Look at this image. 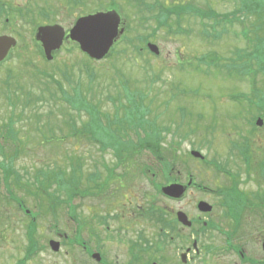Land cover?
I'll return each mask as SVG.
<instances>
[{
	"label": "rangeland",
	"instance_id": "374dc122",
	"mask_svg": "<svg viewBox=\"0 0 264 264\" xmlns=\"http://www.w3.org/2000/svg\"><path fill=\"white\" fill-rule=\"evenodd\" d=\"M144 1L147 5L154 2ZM160 1L169 7L188 4L203 11L210 8L220 16L218 19L221 21L223 14L235 11L240 4V0ZM111 8L120 15L116 39L121 35L126 38L118 44L115 42L110 49L112 52L100 61L88 59L78 45L70 40L65 41L59 50L52 52L50 60H46L34 43L32 46L24 45L26 41H31L32 33L11 34L18 39L10 57L0 65V123L10 117L14 121V127L16 125L17 135L9 138L4 129L0 130L2 141L10 143L3 144L0 148V159L2 155L10 154L13 171L21 179L15 183L12 178L9 186L14 195L24 199L29 214L19 210L16 203L7 202L2 197L5 188L1 183L0 264H17L23 256L25 229L32 219L35 224V239L45 248L44 252L29 257L26 264H96L89 261L80 250L68 245H61L59 252H53L48 240L57 233L69 237L75 233L79 236L82 234V238H86L90 220L95 225L98 218L105 215V224L112 231L121 224L122 227L125 226L122 219L133 218L137 222L135 227L141 232V263L151 264L153 255L148 244L154 220H159L162 214L175 218L173 208H181L188 217H193L197 200L203 199L205 194L197 188H190L184 200L174 202L160 191H155L150 178L141 175L140 165H153V171L157 173L154 182H162V185H165L167 179L159 166L162 164L167 167L173 162V172L178 174V183H187L183 171L190 168L197 174L196 182L204 179L212 184L215 179L214 170L209 166L203 172L202 163L190 156V150L213 157L214 152H218L216 130L225 121L242 120L240 114L245 115L243 119L248 120L250 116L252 118L260 112L258 116L264 121V110L261 111L263 107L256 99L254 102L250 101V90L253 95L254 93L248 77L228 75L226 70L217 72L198 63L200 56L209 53L211 56L212 53L216 54L222 61L235 58L236 50L243 49L246 45L242 36L244 27L250 26L252 30L253 23L256 26L258 24L256 32L260 37L264 36V13L259 16L258 13L246 14L247 17L242 16L245 17L242 22L233 24L221 21L217 23L214 18L200 19L191 13L179 19L171 16L172 28L179 25L185 32L172 34L166 29H160L151 34L147 26H153L154 20L147 19L146 16L156 13V9L144 13V9L137 6L134 0H76L73 13L67 12L66 23L69 27L75 16L105 12ZM61 13L62 16L66 15L65 10ZM202 21L211 24L215 22L213 32L217 31L218 35L222 29L220 36L217 39L203 36L200 33ZM145 33L150 42L158 46L159 54L149 52L146 43L138 38ZM263 72L264 70L258 69L254 86L262 91ZM44 74L53 75L69 95H72L71 91H78L86 100H91L98 107L100 115H112L115 106L129 102L139 106L142 111L144 107H149L151 113L147 117L156 118L160 133L159 147L132 145L120 151L116 158L112 149L102 151L99 145L86 140L85 133L70 135L71 127L74 131L83 128V125L86 127L87 114L71 109L59 93L58 86ZM126 80L127 87L123 86ZM6 82L10 83L9 87L14 88L15 92L18 91L12 101L1 93L6 90ZM51 92L54 93L52 97ZM240 94H245L248 100H242ZM232 97L236 98L235 102ZM27 98H31L32 103L26 102ZM246 104L249 109L244 111ZM123 106H120V112ZM139 131L122 133L124 137L136 142V133ZM140 134L143 136V133L139 132ZM12 141L16 144H12ZM15 149L18 151H14ZM105 165L111 169L109 176H106ZM71 167L76 168L77 183L74 184L70 180ZM179 167L181 171L178 172ZM49 171L50 180L46 179L43 183L45 172ZM55 171L57 174L52 177ZM92 173L99 177L91 179L89 175ZM57 176L63 178L64 182L56 180ZM39 185L42 187H38ZM36 187L43 192L38 193ZM87 192L99 196L93 197ZM150 197H154V203ZM133 210L139 213L135 211L136 216L130 215ZM116 217L121 219L116 220ZM250 223L243 229L247 235L236 242L245 244L244 251L247 255L264 262L261 249L264 225L254 221ZM199 244L201 248L213 251L202 253L200 259L189 264H239L236 254L224 250L222 236L211 230L205 231ZM109 247L108 254L112 256L117 254L116 250L126 255L123 246L109 243ZM117 258L126 262V257Z\"/></svg>",
	"mask_w": 264,
	"mask_h": 264
},
{
	"label": "flooded vegetation",
	"instance_id": "af4514ba",
	"mask_svg": "<svg viewBox=\"0 0 264 264\" xmlns=\"http://www.w3.org/2000/svg\"><path fill=\"white\" fill-rule=\"evenodd\" d=\"M75 7L76 0H0V33H32L31 41H26L24 45H37L39 42L35 35L41 26L59 24L68 31L78 17L75 16L68 27L67 12L73 13ZM62 10H65L66 15H61ZM11 36L17 41V36ZM244 107V111L249 109L248 106ZM244 116L240 114L242 120L221 123L215 132L218 152H214L213 157L204 154L199 158L204 167L202 171L205 172V168L210 166L214 170L215 179L212 184L204 179L198 182V190L205 194V197L197 200L193 217H188L181 208H173L172 214L175 218L162 214L159 220H154L152 237L148 244L153 255L151 264H189L200 259L201 254L206 253L205 248H201L199 244L205 230H211L222 236L223 240L230 241V244H225L224 250L234 255L240 251L243 259H238L239 264H264L262 259L247 255L244 243L236 242L247 235L243 229L251 224V221L264 225V121L257 123L255 120L243 119ZM190 171V168L183 171L185 176L187 175L186 184L192 183ZM172 183H178V180L172 178L167 184ZM190 187L191 185L187 186L179 198H166L180 202L186 198ZM150 198L154 203V197ZM199 201L207 202L211 210L198 211L196 205ZM135 211L137 212L131 211L130 215L136 216ZM178 211L187 215L191 220L190 226L177 221ZM105 216L98 218L95 225L90 220L86 238L75 233L65 245L80 250L89 261L96 264H142L139 246L141 232L135 227L137 222L133 218L122 219L125 226L122 227L121 224L112 231L110 226L105 224ZM120 219L116 217V220ZM136 220L138 221V218ZM57 236L61 235L55 234L53 237ZM63 237L66 238L65 235ZM194 242L196 248L193 247ZM109 243L123 246L126 255H122L118 250L113 256L108 254ZM44 248L43 244H38L31 257L44 252ZM93 254H97L100 260L95 261ZM117 256L126 257V262L119 261ZM28 259L29 256L24 253L17 263L22 261L26 264Z\"/></svg>",
	"mask_w": 264,
	"mask_h": 264
},
{
	"label": "trees",
	"instance_id": "16d2710c",
	"mask_svg": "<svg viewBox=\"0 0 264 264\" xmlns=\"http://www.w3.org/2000/svg\"><path fill=\"white\" fill-rule=\"evenodd\" d=\"M152 5H147V2L144 0H134L135 4L137 6L142 7L144 11H152L156 9V13H151L150 16H146L148 18H153L154 25H148L147 28L150 30L151 34H155V32H158L160 29H166L170 31V33H183V29L178 27L176 30L172 28L171 23V16L177 17L179 19L182 16H185L188 13L193 14L195 17H199L200 19H207L211 20L210 18H214L217 20V23H219L221 20L218 19V16L212 9L202 10L198 9L197 7L190 6V5H176V6H166L163 1L160 0H153ZM141 9V8H140ZM145 13V12H144ZM259 16L260 14L264 13V0H240L239 6L236 8L235 11L227 14H221L223 19L221 22L226 24H233V22L240 21L242 22L246 16V14H255ZM231 17V18H230ZM238 17V18H237ZM247 17V16H246ZM258 18V17H257ZM146 19V20H147ZM237 19V20H236ZM214 24L209 22H203L202 21V28L200 29V33L207 37V38H214L217 39L218 36H220L222 29L220 30V33L218 35L217 31H214ZM222 27H225L224 25H221ZM254 28V29H253ZM211 29V31L209 30ZM258 30V24L257 26H252V30L250 26L245 27L242 31V36L245 39L246 45L243 49H237L234 53L235 58L239 61L235 60V58H228L226 61H222L221 58H219L216 54L212 53V56L209 54H203L198 58V63L208 67L213 68L217 72H221L223 70L227 71V74H236L238 77L241 75H245L246 77L250 76L252 74L253 77V84L255 83V76L258 75V69L264 70V36L260 37L257 34ZM126 38L124 35L121 40L117 42L120 43L121 41H124L123 39ZM140 40L146 41L148 40V34L145 33V35L138 36ZM39 52L42 54L41 49H39ZM224 60V58H223ZM257 66V69L255 66ZM254 67V68H253ZM260 72V71H259ZM40 74V72H38ZM254 73V74H253ZM257 73V74H256ZM264 74V72H263ZM45 77L50 78L51 82L56 84L58 86L59 93L62 95V98L65 100V102L71 107V109L76 110L78 113H86L87 115V124L86 127L83 125V128H77L76 131L73 130L71 127L70 135L76 136L77 134H86V140L90 141V143H94L99 145V147L104 151L105 149H112L114 153H120V151L126 150L130 148L132 145H151V146H157L159 147L160 141V133L158 132L156 118H148V114L151 113V110L149 107H144L143 111L140 109L139 106H136V104L129 102V104H121L119 106H115V109L112 111V115L110 114H103L100 115V111L98 110V107L91 101L86 100L84 96H81L78 91H75L72 95H69L68 92L66 93L62 87V84L55 80L54 76L51 74H44ZM9 82H6V90H2V94L6 95V97L9 99V101H12V97L17 95L18 91H14L15 89H11L9 87ZM127 87V84H125ZM255 85V84H254ZM56 86V87H57ZM74 89V87H72ZM126 89V88H124ZM253 98H255L259 104L263 107L261 111L264 110V91L261 89H255L253 87ZM51 97L54 95V93H50ZM128 97V95H126ZM17 97V96H16ZM30 101V102H29ZM129 101H132V99H129ZM251 102H254L252 99H250ZM26 102L32 103L31 98H27ZM14 105V103L12 104ZM115 105V104H114ZM124 105V106H123ZM120 106H123L122 111L120 112ZM259 113V112H257ZM253 118V117H252ZM16 125L14 127V121L9 117L7 121L4 123H0V130L4 129L5 134L9 138H13L15 135H17V131L15 130ZM142 129V130H141ZM81 130V131H80ZM135 132L140 130V133H143V136L141 134L139 135V132H137V140L136 142L132 141L128 137L123 136V131H132ZM0 137H2V133L0 132ZM0 148L3 146V144L9 145L10 143L3 142L0 138ZM8 139V138H7ZM15 142L12 141V144ZM16 144V143H15ZM14 151H18V149H15ZM8 152V151H6ZM152 153H156V151L151 150ZM9 155L4 156L2 155L0 159V184L2 183L5 188L10 192L9 189L13 190L11 186H9V183L11 179L13 178L14 182L16 183L19 178L21 179V176L16 172L13 171V166L11 165V157ZM160 160V159H159ZM163 166V165H162ZM175 166V163L173 162L172 165H167V167L163 166V171L166 175V178L169 179L171 170ZM59 171V170H58ZM70 180L71 182L77 183V175H76V168L71 167L70 168ZM105 171L107 172L106 176H109L111 174V169L109 166L105 167ZM57 172L52 173V177L55 176ZM91 179H97L99 177L98 174L92 173L89 175ZM47 180H50V171L45 172V179L43 181L46 182ZM56 180H60L64 182L63 178L56 177ZM168 182V180L166 181ZM38 187H42V185H39ZM46 188H44L45 190ZM36 190L39 192H43L41 189L36 187ZM11 193V192H10ZM13 194V192H12ZM12 198L14 200H17L18 202H21V199H17V197L12 195ZM35 224L34 219H32L27 227L26 235L28 242L32 245L35 239Z\"/></svg>",
	"mask_w": 264,
	"mask_h": 264
},
{
	"label": "water",
	"instance_id": "95a60500",
	"mask_svg": "<svg viewBox=\"0 0 264 264\" xmlns=\"http://www.w3.org/2000/svg\"><path fill=\"white\" fill-rule=\"evenodd\" d=\"M120 16L114 9L108 11H98L83 17H79L74 26L70 29L67 38L75 41L80 50L86 53L90 58L95 60L102 59L111 48L113 42L118 36V26ZM65 32L58 25L45 26L39 29L37 39L42 44V50L47 60L52 58V52L59 49ZM15 45V40L9 36H0V61L7 55L9 49ZM149 49L158 53V49L153 44H148ZM257 123H261V119H257ZM194 156H200L197 151L191 152ZM162 192L171 197H179L183 192V187L178 184H170L162 188ZM198 208L201 211H209L211 206L205 202H200ZM178 220L184 225H190L191 222L182 212L177 213ZM50 245L54 251H57L59 244L50 241ZM264 251V242L262 244ZM155 264V263H153Z\"/></svg>",
	"mask_w": 264,
	"mask_h": 264
}]
</instances>
